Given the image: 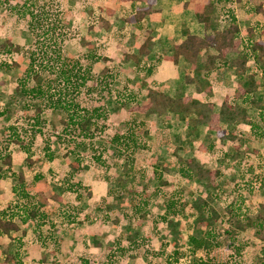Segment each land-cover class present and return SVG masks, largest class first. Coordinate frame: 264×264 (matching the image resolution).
<instances>
[{
  "label": "rangeland",
  "instance_id": "rangeland-1",
  "mask_svg": "<svg viewBox=\"0 0 264 264\" xmlns=\"http://www.w3.org/2000/svg\"><path fill=\"white\" fill-rule=\"evenodd\" d=\"M183 1L184 8H190L197 1L208 0H176L174 10L182 8ZM260 1L264 2L217 3L218 28L228 25L233 12L243 37L247 36L250 25L259 29L264 25V15L255 12ZM114 2L116 6L117 0ZM111 3L104 2L101 6L95 0H40L35 6V17L30 18L29 1L0 0V62L18 64L8 71L0 67V111L9 107L0 115V142L2 151L12 155L13 169L25 172L27 183V196H22L18 179L12 177L0 155L3 167L0 169V210L10 205L15 209L16 203L23 208L38 200L40 192L55 193L59 197H49L41 205V211L47 215L44 222L39 218L20 222V231H13L10 236L0 234V264L4 249L14 252L17 247L28 264H189L193 255L188 235L194 221L190 199L205 197L213 191L216 193L213 205L221 211L224 220L231 217L228 207L242 215H254L264 200V117L260 115L264 110L248 105L251 120L258 126L239 125L241 139L235 143L220 141L213 132L209 135L205 125L189 135L192 127L174 115L136 118L131 107L143 100L147 85L157 86L172 96L205 97L196 92L194 85L185 82L184 66L165 60L172 51L173 41L180 38L179 28L172 25L176 34L156 31L152 53L140 62L131 56L126 58L128 54L138 53L143 31L135 32L124 21L123 15L129 10L123 12L124 9L117 8V13L108 15L105 7ZM100 14L110 20V30L99 21ZM136 33L140 36H135ZM10 36L17 41L19 51H6L1 46ZM90 45L94 46L93 58L89 57ZM32 52L36 59L34 69L49 77L52 83L49 92L52 95L42 101L30 91L20 93L21 86L36 85L27 70ZM64 57L70 70L76 63L82 67L81 71L72 68L70 81L61 75ZM85 66L90 67V73H84ZM250 66L254 67V63L250 62ZM260 73L258 70L257 78L263 87L257 97L264 101V76ZM82 75L86 78L82 79ZM212 77L215 88L212 99L218 110L220 98L232 93L236 77L226 68L219 69ZM51 101L55 105L52 109L48 106ZM36 105L43 109L39 124H35ZM93 113L98 127L92 129L89 137L80 136L79 129H72L71 133L66 130L71 114ZM142 119L144 125L140 122ZM10 127H16L20 137L28 141L36 160L34 169L28 166L27 153L11 138L14 128ZM131 128L137 131L139 140L133 164L136 180L118 192L121 189L116 180L127 157L115 155L117 148L112 138ZM47 144L55 153L53 160L45 155ZM178 155L196 157L207 166L220 167L219 189L208 188L205 181L180 177ZM77 159L78 165L74 167L72 164ZM159 160L170 167L162 176L168 185H163L154 172ZM37 171L44 178L34 181ZM144 186L149 193V204L142 220L136 207L144 197ZM182 188L185 189L184 210L173 218L179 223L174 230L176 236L162 215L165 197ZM113 195L118 205L109 208ZM216 229L220 244L212 250H198L196 256L212 257L215 264H251L264 248L254 229L248 228L237 235L235 243L243 245L237 253L221 225ZM176 249L180 252L178 260H175Z\"/></svg>",
  "mask_w": 264,
  "mask_h": 264
},
{
  "label": "trees",
  "instance_id": "trees-1",
  "mask_svg": "<svg viewBox=\"0 0 264 264\" xmlns=\"http://www.w3.org/2000/svg\"><path fill=\"white\" fill-rule=\"evenodd\" d=\"M27 1H29L27 14L30 18H34L35 6L40 0ZM46 1L47 0H44V2ZM122 1H130L133 6V11L128 15H124L123 19L135 25L139 33H141L146 17L155 11L153 5L157 0ZM139 1L147 2V5H137L136 3ZM227 2H229V0L196 2L194 6L195 15L198 21L203 24L206 34L204 36L194 34L188 27L184 26L182 28L183 39L179 43L174 44L172 54L166 57L167 61L172 62L176 66L182 65L185 67V82L194 84L196 92L203 95L205 99H200L193 95L172 96L159 89L157 86L147 85L145 87L143 100L141 102H135L131 107L136 118H146L151 114L167 118L174 115L176 118L185 121L187 125L192 127L191 131H189V135L205 125L209 130V135L213 132L220 141H227L230 143H235L237 140L241 139L238 130L239 125L248 124L251 128L258 126L256 122L251 120L248 105L259 108L261 111L264 110L263 99L257 97V93L261 91L263 87L257 75L258 70L264 75V25L259 29L256 25H250L247 30V36L243 37L241 35V26L238 18L232 12L228 25L221 29L218 28L217 3L227 4ZM255 12L259 15H264V2L260 1L257 3ZM106 13L112 16L114 11L107 9ZM99 21L102 22L107 29H111L110 20L106 15L100 14ZM153 45L154 40L151 31L146 30L138 53L128 54L126 58L131 56L135 61L140 62L142 57H146L150 54ZM1 46L5 47V49H7L6 51L20 50V46L15 44L10 38H7ZM93 50L94 46L92 45L89 51L90 58L95 56ZM34 54V52L30 54V66L27 70L29 71L28 74L35 78L36 85L31 88H27L26 86L22 88L21 86L20 93L22 92L21 94H25V92L30 91L34 98L42 101L49 97L52 83L49 81V77L43 76L42 73L34 69L33 65L36 60ZM62 62L63 67L61 75L66 81H70L72 78V68L77 67V71L82 70L81 64L78 66V63L71 65L70 70L68 67L69 62L65 57L62 59ZM250 62L254 63V67L250 66ZM17 65L16 62L12 65L8 64L6 61L0 62V67H4L6 69L5 71L13 69ZM221 68L231 70L236 77V81L232 93H228L220 98L219 109L217 110L216 102L212 99L215 95L212 76ZM84 70V73H90V67L85 66ZM81 78L85 79L86 76L82 75ZM48 106L50 109L55 107L52 101L49 102ZM8 109L9 107L0 111V115L5 114ZM42 111V107L36 105L35 124L40 123L39 116ZM94 114L95 113L87 116L71 114L69 120L66 122V130L71 133L72 129H79L81 130L79 133L80 136L84 135L89 137L90 134H93L92 129L98 127L97 117ZM260 115L264 117V113ZM140 122L144 125L145 121L142 119ZM10 128H14L11 138L27 153L28 166L34 169L36 160L34 159V153L31 147L28 145V141L20 137L16 127ZM146 132L148 131L146 130ZM137 134V131L131 128L127 133H116L112 138V142L117 148L115 155L118 158L127 157L122 165V173L116 180L121 189L118 190V192H122L123 189H126L131 180H136L133 164L135 162L134 153L139 147ZM236 147L239 148L240 145L236 144ZM201 148H204V146L201 145ZM0 155L2 156V163L10 170L12 177L18 179V191L22 196H27L25 172L13 169L12 155L9 152L4 153L2 151L1 142ZM45 155L49 160H53L55 157V153L49 144L45 145ZM96 159L101 162L100 156H97ZM177 161L180 177L183 179L187 178L205 181L208 188L215 191L219 189V179L222 176L220 167L207 166L196 157L178 155ZM72 165L77 167L78 159ZM2 168V165H0V169ZM169 168L170 167L161 160H159L155 166L154 172L157 173L158 180L163 185H168V182L164 181L162 176L163 171H167ZM42 178H44V174L41 171H37L34 174L33 180L38 181ZM146 189L147 187L144 186V197L140 198L141 203L136 207L140 213V219L142 220L146 217L145 208L149 204V193ZM184 192V188L180 189V191L174 190L165 197V212L162 218L169 226L171 225V227H173V231L179 224L177 221L175 223L173 218L184 210ZM215 194L216 193L212 191L205 197L197 196L189 201L194 215V221L190 228V234L188 235V241L193 255V259L189 264H215V262L212 261V257L196 256L195 254L198 250H212L217 244H220L216 239V228L218 225H221L225 237L231 241L230 246H235V251H237V253L243 249V245H241L240 242L235 243V241L238 240L237 235L248 228L254 229L255 236L264 244V200L259 203L254 215L244 213L242 215L234 211L233 207H228L227 209L231 217L224 220L221 211L213 205L216 198ZM38 197V200L25 205L23 208L16 203L15 209L10 205V207L0 210V234L10 236L13 231H20V222L26 223L29 220L37 221L38 218L41 222H44L43 219L47 215L41 211V205L47 203L49 197L53 199H58L59 197L55 193L44 192L38 193ZM114 198H116L115 195H113V200ZM117 205L118 203L114 200L109 202L107 207L113 208ZM174 233L177 236L176 231H174ZM174 253L176 254L175 260H178L180 253L179 249H176ZM4 254L5 256L1 264H28L26 263L22 251L18 247L14 252H10L9 249H4ZM108 264L114 263L110 262ZM251 264H264V248L261 249L256 260Z\"/></svg>",
  "mask_w": 264,
  "mask_h": 264
},
{
  "label": "crops",
  "instance_id": "crops-1",
  "mask_svg": "<svg viewBox=\"0 0 264 264\" xmlns=\"http://www.w3.org/2000/svg\"><path fill=\"white\" fill-rule=\"evenodd\" d=\"M175 1L176 0H157L156 3L153 5V8H155V11L152 12L151 14H149L143 23V30H144V31L142 30L143 36H144V33L146 30H148V31L150 30L151 34L153 36L154 45H153L152 50L155 47V36L154 35H155L156 31H163V32H166L168 34H170V32L173 31L176 34V28H179V31L177 33H180V38H179V40L176 39L173 41L172 46H171L172 51H173L174 44L179 43L183 39L182 28L184 26L188 27L192 33L200 35V36H204L203 34L205 32V29L202 27L203 24L198 21L196 15H195V11H194V6H195L196 2L190 8H184V1H183L182 2V4H183L182 8L177 9V11H176V10H174L176 5H177V3ZM104 2H105V4H109V2H113V3H111V5H108V7H105V10L111 9L114 11V14L117 13V11L115 10L117 8H120L122 10L124 9L123 12L129 10L128 14L133 11V6H132V3L130 1L124 2L122 0H117L118 3H116L117 5L114 6V3H115L114 0H95V3L100 4L101 6L104 5L103 4ZM136 4L140 5V6H146L147 2L139 1ZM188 5L189 4L186 3V6H188ZM88 8H90V7H88ZM124 15H126V14H124ZM127 23H129V22H127ZM172 25H174L176 28L173 29ZM132 26L134 27V30L136 32L137 27L135 25H132ZM135 36H140V34L136 33ZM163 37H166V35L163 34ZM7 38H10L15 44H17V41H15V38L13 36H10ZM168 39L172 41V38H170L169 36H168ZM142 41H143V38H142ZM142 41H141V43H142ZM141 43H140V45H141ZM140 45H139V47H140ZM152 50H151L150 54L152 53ZM172 51H171V53L167 54V56L171 55ZM132 54H137V53H132ZM192 85H194V84H192ZM214 92H215V88H214Z\"/></svg>",
  "mask_w": 264,
  "mask_h": 264
},
{
  "label": "built area",
  "instance_id": "built-area-1",
  "mask_svg": "<svg viewBox=\"0 0 264 264\" xmlns=\"http://www.w3.org/2000/svg\"><path fill=\"white\" fill-rule=\"evenodd\" d=\"M262 75V73H260ZM264 76V75H263Z\"/></svg>",
  "mask_w": 264,
  "mask_h": 264
}]
</instances>
